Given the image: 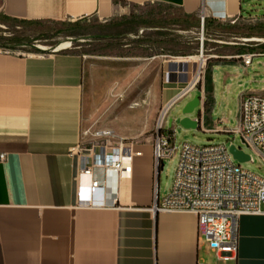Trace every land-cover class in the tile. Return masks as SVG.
<instances>
[{
    "label": "crops",
    "instance_id": "crops-1",
    "mask_svg": "<svg viewBox=\"0 0 264 264\" xmlns=\"http://www.w3.org/2000/svg\"><path fill=\"white\" fill-rule=\"evenodd\" d=\"M166 4L187 15L230 22L249 17L243 0H0V12L20 19L110 20L128 7ZM226 43V42H225ZM229 51L200 55H156L158 106L164 108L196 81L202 106L191 117L207 133L231 132L240 121L242 100L264 95V45L253 52L229 42ZM10 52L0 48V264H264V214H244L238 223L235 256H221L200 237L190 212L154 209L153 152L138 151L132 171L116 196L93 189L103 169L85 174L93 153L83 148L85 56ZM188 96V97H189ZM235 98V124L218 117L219 98ZM230 101V100H229ZM173 121V120H171ZM170 121V122H171ZM86 194L79 198V188Z\"/></svg>",
    "mask_w": 264,
    "mask_h": 264
},
{
    "label": "rangeland",
    "instance_id": "rangeland-1",
    "mask_svg": "<svg viewBox=\"0 0 264 264\" xmlns=\"http://www.w3.org/2000/svg\"><path fill=\"white\" fill-rule=\"evenodd\" d=\"M243 4L244 12L249 11L256 16L237 22L234 28L229 27L230 22L209 20L207 17L202 21L201 16H197L200 25L193 26L190 24L191 18L177 7L146 4L130 6L124 14H118L108 21L95 16L81 19L79 25L87 31L86 38L74 36L71 40L59 36L35 41L43 49L59 41L57 47L61 45V50L85 56V117L81 146L89 149L94 146L114 147L122 143L132 147L135 152H153L156 127L163 111L157 104L156 83L160 63L154 57L160 54L200 55L202 36L206 57L215 52L229 51L231 45L226 44L229 42L245 43L240 47L260 51L261 44L264 45V27L259 26L264 25V0H243ZM125 17L134 22L127 21L114 27ZM205 19L208 20L207 29H204ZM58 27L54 23H46L42 28ZM248 32L253 35H247ZM37 34L30 32L32 37ZM13 51L27 52L19 49ZM197 94L193 92L168 112L167 129L173 120L176 146L184 142L195 145L222 143L230 149L235 144L252 157V160L241 162L242 167L264 176L263 159L242 142L240 135L232 131L207 133L201 128L186 129L180 125L183 107ZM219 100L216 116L225 113L231 118L233 127L235 98ZM177 159V155L165 159L158 181L155 175L160 198L171 189Z\"/></svg>",
    "mask_w": 264,
    "mask_h": 264
},
{
    "label": "built area",
    "instance_id": "built-area-1",
    "mask_svg": "<svg viewBox=\"0 0 264 264\" xmlns=\"http://www.w3.org/2000/svg\"><path fill=\"white\" fill-rule=\"evenodd\" d=\"M205 16H201L202 21ZM204 38H201L200 56ZM59 50L55 48L54 51ZM10 52L11 50L5 49ZM21 54L25 52L19 51ZM257 52L239 54L227 59L242 58L250 64ZM196 81L180 91L162 111L153 143L155 175H160L165 159L177 155L174 180L169 193L160 198L156 183L154 209L164 212H190L198 221V232L217 255L233 257L238 250V223L241 215L264 214V176L256 174L235 162L229 148L222 143L195 145L184 142L176 146L173 121L167 129V115L171 108L188 97ZM240 121L232 130L240 135L244 144L254 149L264 161V95L250 94L241 102ZM91 148L90 150H92ZM132 147L120 144L103 146L100 153H93L91 164L83 167L85 174H92L97 167L103 169V178L96 180L93 189L102 188L109 198L116 196L122 176L124 158L136 156ZM141 153V152H140ZM6 153H0V160ZM249 160H252L250 156ZM164 167V166H163ZM163 169V168H162ZM86 189L79 188V198Z\"/></svg>",
    "mask_w": 264,
    "mask_h": 264
},
{
    "label": "trees",
    "instance_id": "trees-1",
    "mask_svg": "<svg viewBox=\"0 0 264 264\" xmlns=\"http://www.w3.org/2000/svg\"><path fill=\"white\" fill-rule=\"evenodd\" d=\"M187 16L191 18L190 24H193V26L200 25V20L196 15ZM80 20L81 19H77L76 21H53L49 19H20L7 16L0 12V48L10 50L19 49L35 53L53 52L60 43L59 41L53 43L52 47L48 49L40 48L35 41L49 40L59 36L66 39L71 38V40L76 36L78 38H86L88 33L82 26L79 25ZM127 21L134 22L132 19L130 20L128 17H125L121 22L116 23L114 27L120 26ZM207 22L208 20L205 19L204 29L208 28ZM46 23H54L59 25V27L54 29L42 28ZM259 26L264 27V25L261 24ZM229 27L234 28L235 26L229 25ZM30 32L38 34L35 37H32ZM246 34L249 36L253 35L252 32H248Z\"/></svg>",
    "mask_w": 264,
    "mask_h": 264
},
{
    "label": "water",
    "instance_id": "water-1",
    "mask_svg": "<svg viewBox=\"0 0 264 264\" xmlns=\"http://www.w3.org/2000/svg\"><path fill=\"white\" fill-rule=\"evenodd\" d=\"M59 49L62 48L61 45L58 47ZM202 95L197 94L191 99L182 109L181 115L182 117L179 118V123L181 126L185 127L186 129L191 128H198L199 119H193L191 116L197 112V108L202 106ZM243 142V141H242ZM230 152L233 155L234 159L238 160L239 163L249 160L250 156L246 154L239 146L232 144L230 146ZM163 164H161V169L163 168ZM159 174L157 175L158 181ZM158 184V183H157Z\"/></svg>",
    "mask_w": 264,
    "mask_h": 264
},
{
    "label": "bare ground",
    "instance_id": "bare-ground-1",
    "mask_svg": "<svg viewBox=\"0 0 264 264\" xmlns=\"http://www.w3.org/2000/svg\"><path fill=\"white\" fill-rule=\"evenodd\" d=\"M164 113H165V111L163 112L162 115H164ZM140 154H141L140 152L136 153V155H140ZM132 160H133V158L132 159H130V158H124L123 159V163H122V170H123L122 176H125V175L128 176L131 173V171H132V167H131Z\"/></svg>",
    "mask_w": 264,
    "mask_h": 264
}]
</instances>
